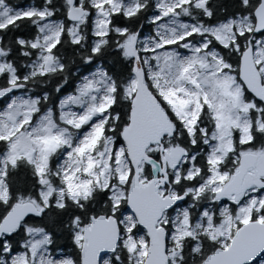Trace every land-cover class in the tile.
<instances>
[{
	"label": "snow or ice",
	"instance_id": "1",
	"mask_svg": "<svg viewBox=\"0 0 264 264\" xmlns=\"http://www.w3.org/2000/svg\"><path fill=\"white\" fill-rule=\"evenodd\" d=\"M0 264H264V0H0Z\"/></svg>",
	"mask_w": 264,
	"mask_h": 264
},
{
	"label": "trees",
	"instance_id": "2",
	"mask_svg": "<svg viewBox=\"0 0 264 264\" xmlns=\"http://www.w3.org/2000/svg\"><path fill=\"white\" fill-rule=\"evenodd\" d=\"M22 1H24V0H14V2H16V3H22Z\"/></svg>",
	"mask_w": 264,
	"mask_h": 264
},
{
	"label": "rangeland",
	"instance_id": "3",
	"mask_svg": "<svg viewBox=\"0 0 264 264\" xmlns=\"http://www.w3.org/2000/svg\"><path fill=\"white\" fill-rule=\"evenodd\" d=\"M24 1H22V3H23Z\"/></svg>",
	"mask_w": 264,
	"mask_h": 264
}]
</instances>
